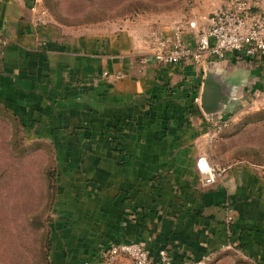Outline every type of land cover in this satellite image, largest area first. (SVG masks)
<instances>
[{
    "label": "crops",
    "instance_id": "crops-1",
    "mask_svg": "<svg viewBox=\"0 0 264 264\" xmlns=\"http://www.w3.org/2000/svg\"><path fill=\"white\" fill-rule=\"evenodd\" d=\"M40 10L39 0H0V107L25 142L56 154L49 264H107L98 255L112 243L142 245L154 261L164 249L175 264L229 249L264 264V178L235 162L204 186L195 169L197 156L212 162L213 128L224 123L200 107L206 65L152 58L153 37L175 26L68 36ZM196 32L184 40L194 44ZM206 61L228 86L264 90L261 64Z\"/></svg>",
    "mask_w": 264,
    "mask_h": 264
},
{
    "label": "rangeland",
    "instance_id": "rangeland-1",
    "mask_svg": "<svg viewBox=\"0 0 264 264\" xmlns=\"http://www.w3.org/2000/svg\"><path fill=\"white\" fill-rule=\"evenodd\" d=\"M226 0H39L40 16L59 34L115 30L127 22L177 26L190 20L201 27ZM205 27V26H204ZM214 126L220 141L210 150L220 171L235 162L264 178V110L234 108ZM220 122V121H219ZM227 124V125H225ZM50 144L27 143L16 120L0 107V264H47L46 238L53 220L56 169ZM55 182V183H54ZM49 184V187L48 185ZM43 225V228L40 227ZM229 249L195 264H252ZM131 260L116 258L113 264ZM49 264V262H48Z\"/></svg>",
    "mask_w": 264,
    "mask_h": 264
},
{
    "label": "built area",
    "instance_id": "built-area-1",
    "mask_svg": "<svg viewBox=\"0 0 264 264\" xmlns=\"http://www.w3.org/2000/svg\"><path fill=\"white\" fill-rule=\"evenodd\" d=\"M199 29L195 20L179 24L169 37L154 36L152 58L163 66L202 65L206 60L250 61L264 67V0H226L221 9ZM196 30L194 44L184 40L187 31ZM245 108L264 110V90H253ZM195 169L204 186L220 176L205 156H197ZM228 217V222H231ZM127 256L132 264H175L162 249L154 261L139 244H109L98 255L99 262L113 263ZM180 264H195L183 262Z\"/></svg>",
    "mask_w": 264,
    "mask_h": 264
},
{
    "label": "water",
    "instance_id": "water-1",
    "mask_svg": "<svg viewBox=\"0 0 264 264\" xmlns=\"http://www.w3.org/2000/svg\"><path fill=\"white\" fill-rule=\"evenodd\" d=\"M203 65L206 66L200 107L210 119L222 117L225 113L232 111L243 94L254 90L253 84L250 82H246L242 86H228L221 72L211 62L204 61Z\"/></svg>",
    "mask_w": 264,
    "mask_h": 264
},
{
    "label": "trees",
    "instance_id": "trees-1",
    "mask_svg": "<svg viewBox=\"0 0 264 264\" xmlns=\"http://www.w3.org/2000/svg\"><path fill=\"white\" fill-rule=\"evenodd\" d=\"M56 174H57V171L56 169H54L52 172L50 173H47V177L50 178L52 177L53 175V180L56 181ZM55 183V182H54ZM48 187H49V184H47ZM54 199H55V196H56V192H57V184H55L54 186ZM54 204V203H53ZM40 227L43 228V225L40 224ZM50 246H51V242H50V239H49V232H47V238H46V253H45V262L47 260V264L49 262V258H48V254H49V249H50Z\"/></svg>",
    "mask_w": 264,
    "mask_h": 264
}]
</instances>
